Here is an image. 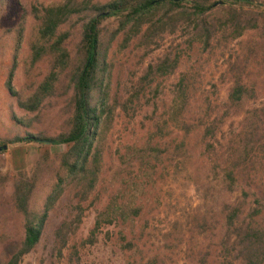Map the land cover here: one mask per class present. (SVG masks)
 <instances>
[{
  "label": "trees",
  "instance_id": "obj_1",
  "mask_svg": "<svg viewBox=\"0 0 264 264\" xmlns=\"http://www.w3.org/2000/svg\"><path fill=\"white\" fill-rule=\"evenodd\" d=\"M9 3L0 0V13ZM18 7L22 13L4 88L30 118H18L12 112L9 120L1 122L5 136L0 138V148L35 144L67 146L68 151L45 158L15 177L0 173V188L12 185L11 208L21 219L22 229V237L6 264L23 263L43 239L51 215L69 197L71 212L55 232L53 262L60 264L65 258L64 252L85 218L84 205L97 191L104 174L105 144L114 123L121 112H127L139 100L137 92L123 103L122 96L115 92L113 50L135 47L149 55L159 47L160 40L176 35L184 26L204 51L213 50L214 44L231 45L250 33L259 39L241 46V57L236 54L227 64L224 77L231 87L224 115L214 116L209 98L208 108L196 106L195 76L183 74L151 135L155 147L134 153L130 161L153 169L151 161L162 164L169 160L177 174H186L206 202L202 219L190 218L183 230L203 235L220 230L223 250L236 255L237 262L264 264V105L246 109L248 102L264 99V0H65L34 8L30 63L33 69L45 64L46 73L35 80L32 93L26 97L13 87L27 23L20 1ZM113 19L118 27L106 34L104 23ZM77 24L83 26L74 54L69 44L74 35L71 29ZM11 33L3 30L2 36ZM180 60L167 56L157 66H149L142 82L168 80L179 70ZM242 115L239 132L226 146L216 148L228 117ZM174 132L181 140L171 150L162 149L157 142ZM138 153L140 158L136 157ZM206 154L215 157L210 165L201 161ZM126 160V156L121 158L122 162ZM131 182L134 195L128 201L115 198L98 212L90 245L103 226L127 224L140 217L141 186ZM237 189L241 198L234 205L229 198ZM77 256L75 252L69 258L74 261Z\"/></svg>",
  "mask_w": 264,
  "mask_h": 264
},
{
  "label": "rangeland",
  "instance_id": "obj_2",
  "mask_svg": "<svg viewBox=\"0 0 264 264\" xmlns=\"http://www.w3.org/2000/svg\"><path fill=\"white\" fill-rule=\"evenodd\" d=\"M18 1L26 10L27 23L18 53L13 87L16 93L26 97L32 93L35 80L41 79L46 73L45 64L33 69L30 63L31 43L35 35L34 8L60 4L65 0H10L7 10L0 13V138L5 136L1 122L9 120L12 112L18 118H30L19 108L17 101L9 98L4 88L15 51V31L22 13ZM95 1L108 3L111 0ZM82 26L83 24H77L71 29L74 35L69 46L74 54L80 44ZM117 27L118 22L115 19L104 23L106 34L114 32ZM3 30H11L12 33L2 36ZM256 39H259V36L250 33L231 45L214 44L213 50L204 51L199 42L192 40L191 30L184 26L176 35H168L160 40L159 47L149 55L135 47L122 52L117 48L113 50L115 92L122 96L123 103L137 92L139 100L130 105L127 112H121L114 123L105 144L104 174L100 185L90 201L84 205L86 213L83 223L71 238L64 252L65 258L60 264H241L235 259L236 255L230 256L223 250L220 244V230L204 235L183 230L184 224L190 218L200 216L202 219L206 214L203 208L206 202L197 187L187 181L186 174L182 171L177 174L169 160L162 164L151 161L155 166L151 169L147 165L142 167L137 161L131 162L130 158L136 152L146 150L150 146L155 147L151 135L155 132V125L162 118L163 108L170 105L175 86L183 74L195 76L196 106L208 108L209 98L214 116L224 115V105L228 101L231 87L227 77H224L227 64L236 54L241 57V46ZM167 56L180 57L181 64L177 73L168 80L156 78L155 81L142 82L149 66H157ZM262 105L264 99L250 101L246 109ZM243 118V115L228 117L227 125L217 137L216 148L226 146L233 134L239 132ZM176 134L174 132L157 143L162 149L171 150L175 142L181 140L176 138ZM193 140L195 141L194 138ZM66 151L67 146L9 145L8 151L0 154V173L3 176L15 177L20 172L32 170L45 158H54ZM125 156L129 162L121 161ZM136 157L140 158L139 153ZM200 158L206 165H210L215 159L209 154ZM132 180L141 186L138 191V205L142 207L140 217L127 224L103 226L95 235V243L90 245L88 241L95 228L98 212L115 198L119 202L128 201L134 195ZM11 196V184L4 189L0 188V264H6L13 253L12 249L22 237L21 219L11 208ZM240 198L241 190L237 189V193L229 200L236 205ZM71 206L70 198L65 197L51 215L40 244L25 257L22 264H54L55 232L63 221L69 218ZM247 211L250 213V205ZM75 252L78 253V259L74 258L73 261L69 256Z\"/></svg>",
  "mask_w": 264,
  "mask_h": 264
},
{
  "label": "water",
  "instance_id": "obj_3",
  "mask_svg": "<svg viewBox=\"0 0 264 264\" xmlns=\"http://www.w3.org/2000/svg\"><path fill=\"white\" fill-rule=\"evenodd\" d=\"M105 15H108V14H105ZM8 149H9V146L8 145H5V146H3V147L0 148V153L1 152H7Z\"/></svg>",
  "mask_w": 264,
  "mask_h": 264
}]
</instances>
